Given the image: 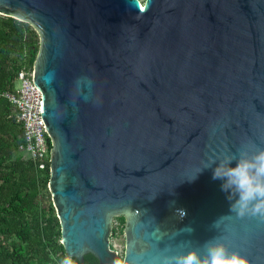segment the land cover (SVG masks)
<instances>
[{"label":"water","instance_id":"water-1","mask_svg":"<svg viewBox=\"0 0 264 264\" xmlns=\"http://www.w3.org/2000/svg\"><path fill=\"white\" fill-rule=\"evenodd\" d=\"M0 15L39 34L33 82L66 255L163 264L221 237L264 264V222L237 218L217 164L204 168L264 149V0H0Z\"/></svg>","mask_w":264,"mask_h":264},{"label":"trees","instance_id":"trees-1","mask_svg":"<svg viewBox=\"0 0 264 264\" xmlns=\"http://www.w3.org/2000/svg\"><path fill=\"white\" fill-rule=\"evenodd\" d=\"M39 34L28 22L0 15V264H59L66 254L60 226L49 201V165L41 171L23 158L22 130L6 92L16 76L31 69ZM111 237L123 234L125 217H114ZM76 260V259H75ZM77 264H98L90 254Z\"/></svg>","mask_w":264,"mask_h":264},{"label":"clouds","instance_id":"clouds-1","mask_svg":"<svg viewBox=\"0 0 264 264\" xmlns=\"http://www.w3.org/2000/svg\"><path fill=\"white\" fill-rule=\"evenodd\" d=\"M234 161L236 166L230 167L229 165ZM213 164H217L213 171V179L223 180L221 190L229 193L227 196L229 201L234 200L230 211L235 213L237 218L249 216L264 222V149L251 153L240 151L238 154L225 155L221 159L211 160L204 168H209ZM194 177L195 175L191 178ZM179 214L181 217L185 215L183 211ZM218 221L213 225L214 227ZM185 230L191 231V229ZM203 250L198 252L193 249L186 253L165 256L163 264H249L246 257L236 251H230L221 237L207 242ZM59 264H77V262L72 256L65 255Z\"/></svg>","mask_w":264,"mask_h":264},{"label":"built area","instance_id":"built-area-1","mask_svg":"<svg viewBox=\"0 0 264 264\" xmlns=\"http://www.w3.org/2000/svg\"><path fill=\"white\" fill-rule=\"evenodd\" d=\"M18 89L3 94L15 111L16 122L22 130V143L18 149L23 158L31 160L41 171L50 163L51 141L40 114L42 113V94L33 82V68L18 72Z\"/></svg>","mask_w":264,"mask_h":264},{"label":"rangeland","instance_id":"rangeland-1","mask_svg":"<svg viewBox=\"0 0 264 264\" xmlns=\"http://www.w3.org/2000/svg\"><path fill=\"white\" fill-rule=\"evenodd\" d=\"M141 3L144 2V0H139ZM40 43V40H39ZM39 51V49H38ZM38 53V52H37ZM37 56V55H36ZM15 88L18 89L20 87V83L19 82H15ZM49 192V191H48ZM50 193V192H49ZM49 201L51 202L52 206V199H51V195L48 197ZM54 209V207H53ZM55 211V210H54ZM56 214V213H55ZM117 222H114V218L111 221V226H116ZM109 243H110V247L115 250L119 256H122L123 254V250H124V233L123 234H118L117 236L113 237H109Z\"/></svg>","mask_w":264,"mask_h":264}]
</instances>
